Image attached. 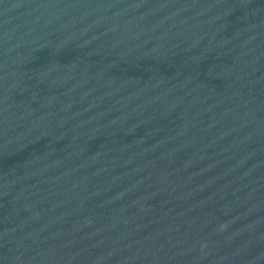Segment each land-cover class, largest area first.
Returning a JSON list of instances; mask_svg holds the SVG:
<instances>
[{
    "label": "water",
    "instance_id": "obj_1",
    "mask_svg": "<svg viewBox=\"0 0 264 264\" xmlns=\"http://www.w3.org/2000/svg\"><path fill=\"white\" fill-rule=\"evenodd\" d=\"M0 264H264V0H0Z\"/></svg>",
    "mask_w": 264,
    "mask_h": 264
}]
</instances>
